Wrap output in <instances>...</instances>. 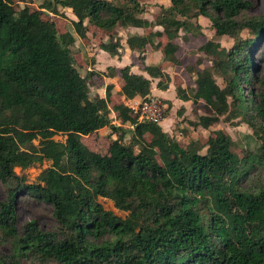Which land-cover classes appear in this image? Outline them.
Instances as JSON below:
<instances>
[{"label": "trees", "instance_id": "1", "mask_svg": "<svg viewBox=\"0 0 264 264\" xmlns=\"http://www.w3.org/2000/svg\"><path fill=\"white\" fill-rule=\"evenodd\" d=\"M35 5L14 8L12 0H0V180L9 183L0 199V238L9 250L0 252V264H22V259L264 264V91L251 85L264 54V13L239 16L247 0H169L151 18L139 0H38ZM64 7L75 18L58 32L54 20L40 13L62 15ZM198 15L209 19L215 35L232 42L228 47L213 38L200 43L194 61L184 64L193 85H176L175 93L190 100L194 112L202 109L194 123L204 128L220 118L243 120L254 141L247 140L239 153L221 128L212 129L202 145H182L159 122L137 121L122 102L110 108L112 84L103 95L90 96L94 71L81 73L71 56L75 36H84L89 25L111 30L98 42L110 55H118L121 45L113 28H141L126 31L124 45L146 74L130 71L129 65L118 72L125 98L144 96L153 78L161 89L170 80L158 64L143 62L145 46L156 49L164 34L161 59L179 64L174 38L182 31L185 39L186 19ZM191 32H199L197 23ZM106 70L116 72L113 66ZM163 101L162 117L170 104ZM110 109L119 123L112 122ZM183 111L181 104L176 113ZM104 126L115 135L106 152L90 150L81 135ZM61 132L62 140L53 137ZM44 160L48 164L33 181L14 170ZM22 194L51 206L57 230H43L33 219L16 227L14 204ZM98 196L124 216L104 209Z\"/></svg>", "mask_w": 264, "mask_h": 264}, {"label": "rangeland", "instance_id": "2", "mask_svg": "<svg viewBox=\"0 0 264 264\" xmlns=\"http://www.w3.org/2000/svg\"><path fill=\"white\" fill-rule=\"evenodd\" d=\"M38 0H12V5L14 8H19L20 6L26 4L30 10L35 9L36 5L35 3ZM143 2L145 5L144 15L151 18L153 17L158 9L159 4H167L169 0H139ZM248 5L245 6L241 11L239 16L246 17L251 15H258L264 13V0H247ZM62 9V8H61ZM62 15H52V14H46L43 11L40 13L41 17H49L52 20H54L56 29L58 32H61L64 29V24L66 23V20L68 19L65 11H68L67 8H63ZM197 23L199 25V32L196 35H193L191 32V28L194 26V24ZM186 29L188 30L186 33V38L183 39L182 31H179L178 35L174 38V41L177 43L178 48L175 51V55L179 58V66L176 67L178 74L177 76H181L182 81L187 85L191 84V78L189 77L188 73L184 69V64L192 63L194 61V58L196 57V54H194L195 48L202 43L204 40L208 38L216 39L225 47H228L232 39L227 35H215L214 30L211 27L210 21L207 17L198 15L196 18L186 19L185 21ZM157 27H153L151 29H155ZM148 30V29H146ZM245 31L241 32V35H244ZM85 38L88 40L87 43V49L88 51L94 52V48L97 46V42L95 40H98V36H96V33L93 31L90 36ZM93 37V39H92ZM91 38V39H90ZM96 38V39H95ZM85 40V39H84ZM157 40L159 41V46L157 47V51H161V46L165 42V36L164 34H161L157 37ZM71 50V48H70ZM78 50V49H77ZM74 53V51H73ZM72 56V53H71ZM156 54L153 51V55L151 57H155ZM73 58V57H72ZM83 59V58H82ZM73 62L75 66L78 68V70L81 73H84L85 69L84 64H87V60H81L80 58L77 61L76 59H73ZM257 67L259 69L257 73V80L255 78V81L252 82V90L255 91L257 89L264 91V81L261 79L264 77V54L261 58H259L257 61ZM106 70V68H105ZM107 71V70H106ZM97 76L99 75V72L95 73ZM177 74V73H176ZM100 76V75H99ZM216 80L219 82L220 79L216 78ZM153 81V79H152ZM180 80H177V77L174 78V82L179 83ZM95 83V82H94ZM152 85V84H151ZM153 87V86H152ZM93 93V90L88 87V94L91 96ZM202 102L201 100L199 101ZM110 103V108H111ZM193 104L191 102H188L186 104L185 110L181 115H178L177 113H174L173 118L172 114L173 112H169L168 116L165 120L161 122L162 127H165V131L173 136L175 139H177L182 145L184 144H192L193 142H198V144L202 145L206 139V136L208 133L214 129V128H221L226 134H228L232 140L233 145L231 146L232 150L236 152H240L242 145L246 143L248 140L250 145L253 144V138L248 137L251 135V129L250 127L241 119L238 117H234L231 120H224L223 118H220L218 121L210 124L208 127L204 128L196 123H194V119L196 118V114L202 113V109L198 108L195 112L193 109H191ZM178 108V105L174 108L175 110ZM110 117L113 123H118L119 119L117 117V112L115 110L110 109ZM172 118V119H171ZM186 118V119H185ZM162 119V118H161ZM187 119H190L192 122H187ZM264 122V119H263ZM122 124V128H126L125 126H128V124ZM109 128L105 127L103 129L99 130V133L97 135H102L101 138H98L97 136L91 137L89 136H83L81 135V140L88 143V145H91L94 147L95 150L98 151V153L104 152L106 149V146L108 145L110 139L112 136L108 135ZM115 136V135H114ZM128 133H125L124 137H127ZM55 139L62 140L64 138V133H56L53 135ZM144 137L146 139L149 138V134L145 133ZM98 138V139H96ZM204 147L200 149V151H203ZM48 164V161L44 160L40 164H34L32 166H28L24 169H19L18 167H14V170L18 174H23L25 177V180L27 181H33L35 175L37 172L44 166ZM9 183L1 181L0 180V199H3L6 197L7 191H8ZM99 202L102 204L104 209H109L115 214L119 216H124L125 211H121L116 209L112 202L105 198L98 196ZM15 213H16V227L20 228L26 221L33 219L36 221L37 225L43 229V230H57V224L54 220L52 213H51V206L43 201H35L31 199L27 195H17L15 199ZM9 250L8 242H5L0 238V252H7ZM22 264H39L36 261H31L28 259H22ZM44 264H61L59 262H56L54 260H48Z\"/></svg>", "mask_w": 264, "mask_h": 264}, {"label": "crops", "instance_id": "3", "mask_svg": "<svg viewBox=\"0 0 264 264\" xmlns=\"http://www.w3.org/2000/svg\"><path fill=\"white\" fill-rule=\"evenodd\" d=\"M64 8H67V7H64ZM67 9H68V11H65V13L68 17V19L66 20V23H69V20L74 19L75 17L72 14V12L70 11V9L69 8H67ZM112 30L116 31V33L121 36L120 37V44L121 45L117 48L118 55H110L109 53H107L106 51H104L103 49H101L98 46V42L100 41V39L105 38L106 33L111 31V30L103 29V28H100V27H97L94 25H89L88 29L85 32V34L87 35L86 37L90 36L93 31L96 33V36H98V38H97L98 40H95L97 42V46L94 48L95 49L94 52L88 51V49H87L88 40L84 37L85 35L84 36H75V39L70 46L73 59H76V61H77V57H78V59L80 58L81 60H84V59L87 60V62H86L87 64H84V67H82V68L85 70H93L94 71V73L91 76V79L95 83L90 84V88L93 90L92 94L98 93L100 95H103L105 85L107 83L112 84V90H111V93L107 99V105L109 107H110V103L112 105H114V104H117L119 102H122L125 105V102L128 100V98H125L119 92V88L121 85V78L119 77V72H118L119 67H121L123 65H129L130 71L141 72L143 74H146L141 69V61L139 59H137L136 53L132 52L131 50H129L124 45V36H125L126 31L141 32L142 29L138 28V27H131V26H129V27L116 26ZM92 39H93V37H92ZM156 49L152 48L150 45H146L144 48V51H143V56H144L143 62L146 64H158L160 66V68L163 71L167 72L169 77H170V80L167 83V87L164 89H161V88H158L155 86V82H156L157 78H153V81L151 80L152 85L150 88V94L160 97L162 101H163V99H167L170 102L167 115L162 117V119L159 121V124L162 127L161 122L166 119L169 112H171V111L173 112V114H172V118H173L174 113H176V110H175V112L173 111L174 108L176 107V105H178V107H179L182 104L184 106V110H185L186 104L188 102H190V100H182L179 97H177L176 93H175L174 87L176 85H179L182 87L187 86V84H185L184 82H181L182 81L181 76H179V77L177 76L178 74H180V72L178 73L176 70V67L179 66V64H174V63L168 62L167 60H162L160 51H157ZM73 51H74V53H73ZM153 51L155 52L156 56L150 58V56L153 55ZM107 66L115 67L116 72L114 75H107L106 73H104L106 71L105 68ZM96 72H99L100 76L99 75L97 76L95 74ZM175 77H177V80H180L179 83L175 84V82H174ZM192 85H193V83L191 82V84L188 86H192ZM135 97H137V95L134 96V98ZM164 104L166 106V102H164ZM118 123H119V121H118ZM166 125H165V127H162L163 130L166 129ZM105 127L106 126L102 127L101 129H103ZM82 135L83 136L92 135L91 136L92 138L94 136L101 138V136H102V135L98 136L95 130L92 132L86 133V134H82ZM111 136H114V133H112ZM98 138H96V139H98ZM83 143L90 150L97 151L94 149L93 146L88 145L87 142L83 141ZM104 151L106 152V150H104Z\"/></svg>", "mask_w": 264, "mask_h": 264}, {"label": "built area", "instance_id": "4", "mask_svg": "<svg viewBox=\"0 0 264 264\" xmlns=\"http://www.w3.org/2000/svg\"><path fill=\"white\" fill-rule=\"evenodd\" d=\"M125 105L137 121L146 120L159 122L165 107L160 97L152 94L128 98Z\"/></svg>", "mask_w": 264, "mask_h": 264}, {"label": "water", "instance_id": "5", "mask_svg": "<svg viewBox=\"0 0 264 264\" xmlns=\"http://www.w3.org/2000/svg\"><path fill=\"white\" fill-rule=\"evenodd\" d=\"M42 11H43L44 13H46V14H48V13H49V11H48V10H46V9H42Z\"/></svg>", "mask_w": 264, "mask_h": 264}]
</instances>
